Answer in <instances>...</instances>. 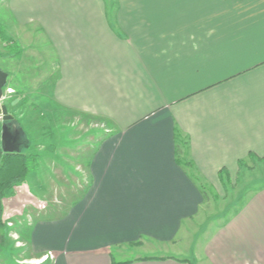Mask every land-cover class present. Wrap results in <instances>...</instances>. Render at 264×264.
Returning a JSON list of instances; mask_svg holds the SVG:
<instances>
[{"label":"crops","instance_id":"1","mask_svg":"<svg viewBox=\"0 0 264 264\" xmlns=\"http://www.w3.org/2000/svg\"><path fill=\"white\" fill-rule=\"evenodd\" d=\"M5 5L0 23L20 53L11 70L32 76L39 110L109 124L69 172L39 155L45 145L22 147L44 192L24 180L7 199L19 218L18 264H264V188L192 256L194 242L188 256L169 252L187 240L209 188L264 159V0ZM36 199L46 208H33ZM138 243L142 255L116 261Z\"/></svg>","mask_w":264,"mask_h":264},{"label":"rangeland","instance_id":"2","mask_svg":"<svg viewBox=\"0 0 264 264\" xmlns=\"http://www.w3.org/2000/svg\"><path fill=\"white\" fill-rule=\"evenodd\" d=\"M6 0H0V21L6 19ZM3 31L5 28L0 23ZM19 47L8 38L4 33V39L0 37V70L7 74L6 88H10L13 93L3 101L2 105L7 108L8 115L12 117L10 122H0V129L3 125L9 127L12 133H15L19 138L16 146L21 148L26 145V141L29 143V149H34L37 145H45L46 151L39 153V155L48 156L53 159L55 164H62V160L68 165V170L64 167V172L75 168L76 164L84 165L83 161L88 158L92 147H95L100 136V130L109 127V124L104 120H90L88 123H84L82 120L70 119L63 117V113L57 111L49 113L51 110H39L43 105L35 104L36 85L32 81V76L29 74L19 73L17 75L12 72L13 59H17L19 54ZM28 75V76H27ZM33 75V73H30ZM14 77V78H13ZM29 78L25 82L22 78ZM23 83V88L20 84ZM4 89V90H5ZM49 91V89L47 88ZM48 96V92L44 94ZM44 113L40 116L41 113ZM87 122V121H86ZM42 133V134H41ZM16 137V136H15ZM16 139V138H15ZM23 146H21V145ZM89 145V150L85 152H74L78 146ZM21 146V147H20ZM63 148L70 149L71 151L63 150ZM92 148V149H91ZM26 151V152H25ZM25 153L34 154L32 150H25ZM44 159V158H43ZM34 160L31 162L32 170L25 178L27 186L31 188V192L35 194H42L43 190L37 188L38 183L34 180ZM188 166V163H187ZM24 182L15 186L14 191L19 193V186H24ZM58 184V183H56ZM13 188V189H14ZM264 188V160H250L242 163L240 170L236 176L230 181H222V184H218L216 187L209 188L207 199L205 200L202 213L194 220L193 223H189L187 227L190 229L189 236L186 241L177 243V247L170 251L172 254L175 252H189V246L192 242V249L190 256L194 254L195 247L199 244H203L206 239V235L210 229L216 228L218 225L223 224L230 214L234 212L244 200L247 199L249 194L254 191ZM61 191V190H60ZM65 192V191H64ZM14 195L8 193L2 200V215L0 226V264H18L24 255L19 250L21 247L18 245L19 238L16 236V216H13L7 212V206L9 204V197ZM37 200V199H36ZM58 202H62L58 200ZM34 203V204H33ZM32 206L35 209L43 210L46 208L45 201H33ZM4 205V207H3ZM21 215V214H20ZM22 217V216H21ZM141 243L124 247L118 250L119 254L115 256L116 261H124L132 258H137L141 254V250L136 249V246ZM175 252H174V251ZM180 250V251H179ZM178 254V253H176ZM192 260L193 258H188ZM43 258L32 259V262L42 261Z\"/></svg>","mask_w":264,"mask_h":264},{"label":"trees","instance_id":"3","mask_svg":"<svg viewBox=\"0 0 264 264\" xmlns=\"http://www.w3.org/2000/svg\"><path fill=\"white\" fill-rule=\"evenodd\" d=\"M4 33L5 32L3 31L2 27H0V37H2L3 39ZM33 160L34 156L32 154L25 153L22 147L17 153H4L2 151L1 145L0 129V226L2 215V200L8 193H11L12 189L15 186L24 182L26 176L32 170L31 162ZM241 165L242 162H240V166ZM183 166H187V163H185V165Z\"/></svg>","mask_w":264,"mask_h":264},{"label":"water","instance_id":"4","mask_svg":"<svg viewBox=\"0 0 264 264\" xmlns=\"http://www.w3.org/2000/svg\"><path fill=\"white\" fill-rule=\"evenodd\" d=\"M7 74L0 70V99L2 97L3 90L6 87ZM0 113L3 115V122H10L12 117L8 115L7 108L4 105L0 106ZM15 134L9 130V127L3 125L1 127V145L4 153H17L19 148L16 146Z\"/></svg>","mask_w":264,"mask_h":264},{"label":"built area","instance_id":"5","mask_svg":"<svg viewBox=\"0 0 264 264\" xmlns=\"http://www.w3.org/2000/svg\"><path fill=\"white\" fill-rule=\"evenodd\" d=\"M12 93L13 91L10 88H6L5 90H3L2 97L0 99V106L2 105L3 101L7 99ZM2 121H3V115L0 113V122Z\"/></svg>","mask_w":264,"mask_h":264},{"label":"bare ground","instance_id":"6","mask_svg":"<svg viewBox=\"0 0 264 264\" xmlns=\"http://www.w3.org/2000/svg\"><path fill=\"white\" fill-rule=\"evenodd\" d=\"M43 262H44V260H42V261H35V262H33V264H41Z\"/></svg>","mask_w":264,"mask_h":264},{"label":"flooded vegetation","instance_id":"7","mask_svg":"<svg viewBox=\"0 0 264 264\" xmlns=\"http://www.w3.org/2000/svg\"><path fill=\"white\" fill-rule=\"evenodd\" d=\"M16 134H17V133H16ZM15 136H16V137H15V138H16L15 140H16V141H17V140L19 141V139H18L19 137H18L17 135H15Z\"/></svg>","mask_w":264,"mask_h":264}]
</instances>
